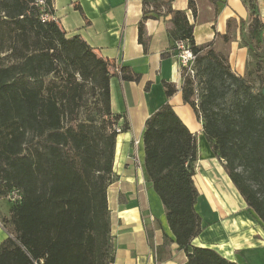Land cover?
Here are the masks:
<instances>
[{"label": "trees", "instance_id": "1", "mask_svg": "<svg viewBox=\"0 0 264 264\" xmlns=\"http://www.w3.org/2000/svg\"><path fill=\"white\" fill-rule=\"evenodd\" d=\"M172 1L141 0L138 42L147 53L144 23L164 9L171 47L162 56H175L177 41L195 56L194 79L183 78V103L201 119L211 151L264 225V77L257 90L231 71L227 56L212 44L197 46L193 24L171 8ZM253 2L248 0L247 31L255 36L262 26ZM52 4L0 0V199L11 204L8 218L0 219L8 235L0 244V264H113L106 192L114 181L120 118L110 109L109 81L118 75L139 83L141 76L129 68L115 73L79 36L66 37L52 19ZM188 7L194 16L193 0ZM244 46L255 72L263 73L264 54ZM163 86L167 97L175 93L172 85ZM142 145L145 173L170 231L164 240L185 252L184 264H236L191 245L201 232L194 208L197 146L168 103L145 121ZM12 191L20 200H8Z\"/></svg>", "mask_w": 264, "mask_h": 264}, {"label": "crops", "instance_id": "2", "mask_svg": "<svg viewBox=\"0 0 264 264\" xmlns=\"http://www.w3.org/2000/svg\"><path fill=\"white\" fill-rule=\"evenodd\" d=\"M173 0L171 8L186 14L193 24L197 46L212 44L221 51L227 46L231 71L243 76L249 51L240 44L242 31L251 19L248 0ZM255 14L264 35V0H254ZM52 19L66 37L79 36L101 59L109 62L115 73L129 68L141 76L139 83L110 78L109 97L113 115L119 116L114 159V181L106 192L110 234L114 246L113 264H184L186 254L170 237L165 211L148 182L144 169L142 135L145 121L168 103L177 117L195 136L197 161L194 185L198 192L195 212L201 232L191 245L209 248L229 262L264 264V225L246 206L219 161L210 149L202 121L192 108L183 103V77L170 50L167 34L170 15L161 9L160 16L144 23L148 50L138 42V24L142 18L141 0H53ZM227 36L228 41L222 39ZM118 69V70H117ZM173 86L167 97L163 84ZM148 89L145 90V86ZM127 126L126 129L124 127ZM0 199V219L8 218L10 203ZM8 237L0 223V244Z\"/></svg>", "mask_w": 264, "mask_h": 264}, {"label": "rangeland", "instance_id": "3", "mask_svg": "<svg viewBox=\"0 0 264 264\" xmlns=\"http://www.w3.org/2000/svg\"><path fill=\"white\" fill-rule=\"evenodd\" d=\"M261 34L262 33L255 34L254 36V35H250L247 30L242 31L240 44L244 46V43H250L257 50H259L260 53L264 54V35H261ZM220 50H221L220 52L226 55L228 59L229 51H228L227 46H224L223 44H221ZM245 61L246 62L244 65L243 77H246L249 80V82L254 86V88L258 90L259 85H260V78L264 77V72L260 74H257L255 72V62L253 61L250 53L247 54ZM201 92H202V86L200 82H198L196 85H194V97H193L195 101H197V103H198ZM88 106L87 108L90 109L92 105L89 104ZM3 202H4L3 203L4 206L8 204L7 201H3Z\"/></svg>", "mask_w": 264, "mask_h": 264}, {"label": "built area", "instance_id": "4", "mask_svg": "<svg viewBox=\"0 0 264 264\" xmlns=\"http://www.w3.org/2000/svg\"><path fill=\"white\" fill-rule=\"evenodd\" d=\"M38 4L43 5L42 1H38ZM42 20H48V15L44 14L41 16ZM176 54L175 58L178 62L180 74L183 78H190L194 79L195 70V56L193 52L189 49L187 44L184 41H177L175 42ZM121 131L120 128H116V132L119 133ZM10 202H16L20 200L19 193L17 191H12L8 197Z\"/></svg>", "mask_w": 264, "mask_h": 264}, {"label": "water", "instance_id": "5", "mask_svg": "<svg viewBox=\"0 0 264 264\" xmlns=\"http://www.w3.org/2000/svg\"><path fill=\"white\" fill-rule=\"evenodd\" d=\"M261 92H262V95H263V97H264V85H263V87H262V89H261Z\"/></svg>", "mask_w": 264, "mask_h": 264}]
</instances>
